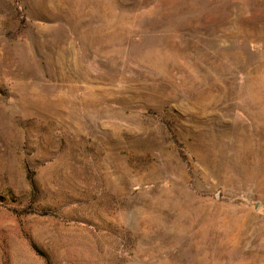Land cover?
Here are the masks:
<instances>
[{"label":"rangeland","instance_id":"obj_1","mask_svg":"<svg viewBox=\"0 0 264 264\" xmlns=\"http://www.w3.org/2000/svg\"><path fill=\"white\" fill-rule=\"evenodd\" d=\"M0 264H264V0H0Z\"/></svg>","mask_w":264,"mask_h":264}]
</instances>
